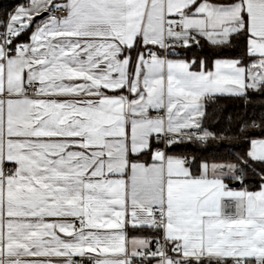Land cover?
I'll return each instance as SVG.
<instances>
[{
  "label": "snow or ice",
  "instance_id": "6c2138e0",
  "mask_svg": "<svg viewBox=\"0 0 264 264\" xmlns=\"http://www.w3.org/2000/svg\"><path fill=\"white\" fill-rule=\"evenodd\" d=\"M221 98L256 114L210 157ZM0 264H264V0L0 17Z\"/></svg>",
  "mask_w": 264,
  "mask_h": 264
},
{
  "label": "trees",
  "instance_id": "16d2710c",
  "mask_svg": "<svg viewBox=\"0 0 264 264\" xmlns=\"http://www.w3.org/2000/svg\"><path fill=\"white\" fill-rule=\"evenodd\" d=\"M17 0H0V17L9 13ZM26 39V37H23ZM209 116L205 122V127L210 131L217 133H228V137L220 141H212L209 147L212 149L208 153L211 156L227 157L232 154H238L246 149L242 139L235 138L232 133L235 131L236 121L256 114V109L246 110L240 107L239 102L227 98L219 99L215 104L208 105ZM228 147H221V145ZM218 149V150H217Z\"/></svg>",
  "mask_w": 264,
  "mask_h": 264
},
{
  "label": "built area",
  "instance_id": "2783aa9c",
  "mask_svg": "<svg viewBox=\"0 0 264 264\" xmlns=\"http://www.w3.org/2000/svg\"><path fill=\"white\" fill-rule=\"evenodd\" d=\"M23 2H24V0H17V2L14 4V6L9 11V13L12 12L18 4L23 3Z\"/></svg>",
  "mask_w": 264,
  "mask_h": 264
}]
</instances>
